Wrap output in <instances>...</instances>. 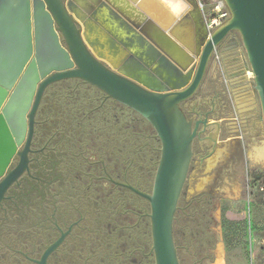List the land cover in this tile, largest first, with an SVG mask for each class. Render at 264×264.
I'll return each mask as SVG.
<instances>
[{"label": "water", "instance_id": "obj_1", "mask_svg": "<svg viewBox=\"0 0 264 264\" xmlns=\"http://www.w3.org/2000/svg\"><path fill=\"white\" fill-rule=\"evenodd\" d=\"M177 2L183 12L168 11L162 22L139 0H0V200L13 178L6 173L8 165L27 131L29 140L45 87L79 78L153 128L160 156L152 190L124 186L149 204L154 264H180L173 218L193 157L192 143L199 124L213 144L222 131L220 115L212 111L215 103L197 91L209 64L230 47L226 41L232 31L239 33L246 69L253 75L264 130V0H224L229 17L211 33L198 0ZM99 21L108 30L104 37L95 30ZM105 38L114 58L122 55L121 67L95 51ZM195 103L205 115L192 127L184 109ZM53 248L37 264H46Z\"/></svg>", "mask_w": 264, "mask_h": 264}, {"label": "rangeland", "instance_id": "obj_2", "mask_svg": "<svg viewBox=\"0 0 264 264\" xmlns=\"http://www.w3.org/2000/svg\"><path fill=\"white\" fill-rule=\"evenodd\" d=\"M139 1L162 22L170 12L163 0ZM100 22L95 30L104 37ZM214 72L218 84L225 87L221 68L214 67ZM74 88L57 94L51 118L58 119L56 129L70 139L62 147L58 144L66 152L69 173L81 176L73 190L77 206L91 210L96 227L87 245L90 249L82 252L77 263L61 264H154L148 202L101 177L105 168L149 193L160 142L151 125L137 119L140 116L133 110L113 100L103 103L95 88ZM261 133L263 159L255 160L243 148L213 189L208 187L210 171L225 148L206 158L201 171L197 167L191 174L188 171L173 218L180 264H219L220 260L222 264H264L263 128ZM92 174L98 179L92 181Z\"/></svg>", "mask_w": 264, "mask_h": 264}, {"label": "flooded vegetation", "instance_id": "obj_3", "mask_svg": "<svg viewBox=\"0 0 264 264\" xmlns=\"http://www.w3.org/2000/svg\"><path fill=\"white\" fill-rule=\"evenodd\" d=\"M105 33L108 35V30ZM107 40L108 38H105L99 42V46H94L95 51L106 59L112 60V65L121 67L122 55L118 59L114 58V55L109 52ZM226 42L230 44V47L238 48L239 33L230 32ZM102 45L103 48H101ZM90 51L92 52L91 49ZM219 53L217 59L213 60L209 66L217 62ZM101 60L110 68L112 67L107 60ZM207 75L206 70L204 86L197 91V94L204 96L213 93L216 101L212 111L218 115L225 114L231 108L226 87L218 84L216 78L207 84ZM78 85L95 88L99 95L97 98L101 97L103 103L112 100L98 88L79 78L59 80L45 87L36 109L29 140L27 131L6 171L10 176L13 175V178L0 200V264H37L43 253L51 246L54 248L46 256V264H61L63 261L77 263L82 252L90 249L87 245L93 238L96 223L92 220L96 218L88 208L77 206L78 199L74 197L73 190L81 176H71L69 173L67 157L63 155L66 152L59 150V147H62L66 139H70L64 135L62 129H56L58 119L51 118L57 94L72 91V86L75 87L74 91H77ZM190 109H184V111L188 119H193L192 127H194L195 122L204 117L205 110L198 103L190 106ZM114 117L118 120L116 115ZM107 120L110 121V119ZM201 127L199 124L200 132L196 134L192 143L193 157L189 167L190 174L195 167L197 171H201L205 159L214 155L219 147L225 148L210 171L212 178L208 187L211 190L212 185L217 184L224 176L223 172L227 170L229 164L236 161L242 153L243 147L239 140L235 137L229 138L223 130L219 132L216 143H210L208 131H201ZM224 139L229 141L226 142ZM54 143L55 145H52ZM101 178L119 190L125 189L141 197L124 186L131 185L126 178L114 177L105 168ZM91 179L93 181L98 177L92 174ZM90 187L87 185V190H90ZM207 202L210 203V199ZM148 224L150 226V221Z\"/></svg>", "mask_w": 264, "mask_h": 264}, {"label": "crops", "instance_id": "obj_4", "mask_svg": "<svg viewBox=\"0 0 264 264\" xmlns=\"http://www.w3.org/2000/svg\"><path fill=\"white\" fill-rule=\"evenodd\" d=\"M222 70V79L227 90L230 109L221 114L217 121L220 130L228 137H235L242 144L244 150L251 152L255 160L263 159L261 150L262 118L258 110L257 99L252 87V77L245 71L240 61L239 48L225 47L221 49L217 62L207 69V84L215 80L214 67ZM210 80V81H209ZM208 102H215L213 93L208 96ZM213 120L209 119V123ZM226 142L229 139H224Z\"/></svg>", "mask_w": 264, "mask_h": 264}, {"label": "built area", "instance_id": "obj_5", "mask_svg": "<svg viewBox=\"0 0 264 264\" xmlns=\"http://www.w3.org/2000/svg\"><path fill=\"white\" fill-rule=\"evenodd\" d=\"M198 3L202 10L208 33H211L229 17V11L225 6L224 0H207L205 3L202 0H198ZM238 48L240 61L246 68L247 60L241 44ZM246 70L247 73L250 71L249 69Z\"/></svg>", "mask_w": 264, "mask_h": 264}, {"label": "clouds", "instance_id": "obj_6", "mask_svg": "<svg viewBox=\"0 0 264 264\" xmlns=\"http://www.w3.org/2000/svg\"><path fill=\"white\" fill-rule=\"evenodd\" d=\"M163 3L174 15H179L184 10V6L181 3L175 2V0H163Z\"/></svg>", "mask_w": 264, "mask_h": 264}, {"label": "trees", "instance_id": "obj_7", "mask_svg": "<svg viewBox=\"0 0 264 264\" xmlns=\"http://www.w3.org/2000/svg\"><path fill=\"white\" fill-rule=\"evenodd\" d=\"M136 113V112H135ZM137 114V113H136ZM139 115V114H138ZM140 116V115H139ZM137 119H143L141 116L140 117H138L137 116ZM143 120H145V119H143ZM130 121V120H129ZM129 121H128V124H131V122L129 123ZM158 140V139H157ZM183 232V231H182ZM193 234H195V232L193 231ZM153 256V255H152Z\"/></svg>", "mask_w": 264, "mask_h": 264}, {"label": "bare ground", "instance_id": "obj_8", "mask_svg": "<svg viewBox=\"0 0 264 264\" xmlns=\"http://www.w3.org/2000/svg\"><path fill=\"white\" fill-rule=\"evenodd\" d=\"M142 1H143V0H142ZM176 1H177V0H176ZM176 1H175V2H176ZM177 3H178V2H177ZM152 10H153V9H152ZM163 18H164V17H163ZM248 75L251 76V75H252V72L249 71V72H248ZM219 264H222L221 260H220Z\"/></svg>", "mask_w": 264, "mask_h": 264}]
</instances>
